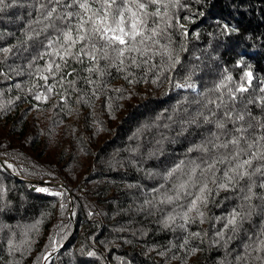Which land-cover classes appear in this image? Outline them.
Here are the masks:
<instances>
[{
    "label": "trees",
    "instance_id": "trees-1",
    "mask_svg": "<svg viewBox=\"0 0 264 264\" xmlns=\"http://www.w3.org/2000/svg\"><path fill=\"white\" fill-rule=\"evenodd\" d=\"M0 8V264H264V161L228 179L264 136V0H162L123 64L69 48L73 0Z\"/></svg>",
    "mask_w": 264,
    "mask_h": 264
},
{
    "label": "snow or ice",
    "instance_id": "snow-or-ice-1",
    "mask_svg": "<svg viewBox=\"0 0 264 264\" xmlns=\"http://www.w3.org/2000/svg\"><path fill=\"white\" fill-rule=\"evenodd\" d=\"M56 2L60 3L61 0H56ZM175 2L178 3V0H175ZM161 3L162 0H73V4L77 5L81 12H68L66 14L65 18L69 20H71L73 16L78 17V22L74 29L69 27L67 31L63 32L64 41L69 45V48L80 43L81 47L79 51L93 60L97 59V51L102 53V58L107 59L109 55L108 50L111 49L116 53L115 58L123 64V58L126 53L145 54L146 48L141 49L139 45H145L147 40H153V37L160 34L157 30L158 25L157 27H149L150 18L160 16L159 8L153 12H149L148 9L151 5H160ZM0 5H4V0H0ZM67 6L71 7L72 5ZM167 6V4L164 5L165 8H167ZM0 10H2V8H0ZM55 11V8L50 10L48 16L51 17L52 13ZM153 23H155V21H153ZM227 27L228 26L225 25V29H227ZM74 31L75 36L73 35ZM148 33H151V35H148ZM96 41L104 42L99 49L97 48ZM153 42L156 43L157 41ZM5 51L8 50L5 49ZM65 51L67 52L68 49H65ZM131 60L132 63H136L135 56H132ZM247 75L250 77L251 73ZM238 90L246 91L247 89L241 86ZM262 91H264V89H262ZM237 119L244 120V116L239 115ZM217 126L219 128L225 127L222 122L218 123ZM261 126L264 127V125ZM249 127H251V125H249ZM237 131L243 133L247 131V129L238 128ZM260 140H264V136L248 144L249 149L257 146V151L252 152L248 159L238 162L235 167L230 170L235 175L228 177L229 182L237 178H250L252 173H249L247 168L251 167L255 160L264 161V150L258 147ZM230 143L238 146L240 144V138L232 139ZM220 146L227 147V145ZM243 151V149H240L236 155L239 156L240 152ZM9 167H11V165H9ZM214 167L215 165H209V169ZM255 171L260 172L261 168L257 167ZM225 175H227V173ZM180 187L183 188L184 185L182 184ZM220 187L225 188L227 185L221 184ZM37 191L46 192L48 190L41 188L37 189ZM203 191L204 188L201 189V192ZM249 191H251L250 188ZM57 195H59V193H57ZM199 199L200 197H197V200ZM196 206V200H193L189 211L195 209ZM237 217H240V214L234 212L232 217L228 220V224L235 226ZM240 219H243V217H240ZM261 245L264 247V241L261 242ZM89 255H93V253H89Z\"/></svg>",
    "mask_w": 264,
    "mask_h": 264
}]
</instances>
